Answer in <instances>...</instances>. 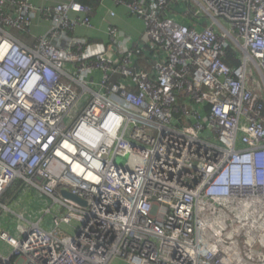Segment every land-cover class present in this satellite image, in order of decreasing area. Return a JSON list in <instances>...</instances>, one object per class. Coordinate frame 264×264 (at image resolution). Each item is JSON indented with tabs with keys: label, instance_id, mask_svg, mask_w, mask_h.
<instances>
[{
	"label": "built area",
	"instance_id": "obj_1",
	"mask_svg": "<svg viewBox=\"0 0 264 264\" xmlns=\"http://www.w3.org/2000/svg\"><path fill=\"white\" fill-rule=\"evenodd\" d=\"M114 1L0 0V264H264V0Z\"/></svg>",
	"mask_w": 264,
	"mask_h": 264
},
{
	"label": "crops",
	"instance_id": "obj_2",
	"mask_svg": "<svg viewBox=\"0 0 264 264\" xmlns=\"http://www.w3.org/2000/svg\"><path fill=\"white\" fill-rule=\"evenodd\" d=\"M33 1L36 5L41 6L42 4L55 5L62 2H69L70 0ZM110 10L115 11L116 15L111 16L109 14ZM72 15L74 17L77 16L76 13H72ZM78 15L82 16L83 14ZM92 23L94 26L93 28L78 26L77 29L72 33V35L79 37H87L88 40L91 42H98L108 45V28L110 24H114L131 38V43H134L141 38L146 29L145 21L142 18L133 15L126 6L116 3L114 0H101L100 4L97 6V8L92 14ZM49 27V23L42 21L41 16L39 14L34 13V27L32 31L36 37L45 34L48 31ZM23 38L27 42H31V35H25L23 36ZM129 45L131 44L129 43ZM227 62L230 65L236 64L234 60H232V63H230L228 59ZM36 205H38V203Z\"/></svg>",
	"mask_w": 264,
	"mask_h": 264
},
{
	"label": "rangeland",
	"instance_id": "obj_3",
	"mask_svg": "<svg viewBox=\"0 0 264 264\" xmlns=\"http://www.w3.org/2000/svg\"><path fill=\"white\" fill-rule=\"evenodd\" d=\"M252 71V69H251ZM257 78L260 80V76H257ZM30 193L27 192L25 189H21L19 191V193L17 194V197L16 199H14V202H13V206L16 208L18 206V209L23 211L25 210L26 208H30V205L34 202L37 204V201L35 200V197H33L32 195H29ZM29 195V197H28ZM11 200V199H9ZM13 200V199H12ZM26 207V208H25ZM37 209L35 210L36 212L39 211L40 207L39 205H37ZM6 218V216H4ZM63 230H65L66 228L65 227H62ZM70 232H73L74 230L72 228L69 229ZM11 234L13 236H17V232L15 229H11ZM118 264V263H116Z\"/></svg>",
	"mask_w": 264,
	"mask_h": 264
},
{
	"label": "trees",
	"instance_id": "obj_4",
	"mask_svg": "<svg viewBox=\"0 0 264 264\" xmlns=\"http://www.w3.org/2000/svg\"><path fill=\"white\" fill-rule=\"evenodd\" d=\"M80 2H82L83 4L89 5L91 7L94 8V10L97 8V6L100 4L101 0H78ZM229 62L232 63V60L229 59ZM235 63V62H234ZM23 183L21 181H17L14 185L11 186V188L8 190V192L6 193L5 196V200H9V199H13L12 201H14V199H16L17 194L19 193V191L23 188ZM29 195H32L33 197H35V200L37 201V198L35 196L34 192H30ZM28 195V197H29ZM32 206L35 208L36 207V203H32Z\"/></svg>",
	"mask_w": 264,
	"mask_h": 264
},
{
	"label": "water",
	"instance_id": "obj_5",
	"mask_svg": "<svg viewBox=\"0 0 264 264\" xmlns=\"http://www.w3.org/2000/svg\"><path fill=\"white\" fill-rule=\"evenodd\" d=\"M62 195H63V197L71 199V200H73V201H75L81 205H84V206L87 205V202L84 199L80 198L78 195L72 194L71 192L63 190Z\"/></svg>",
	"mask_w": 264,
	"mask_h": 264
},
{
	"label": "bare ground",
	"instance_id": "obj_6",
	"mask_svg": "<svg viewBox=\"0 0 264 264\" xmlns=\"http://www.w3.org/2000/svg\"><path fill=\"white\" fill-rule=\"evenodd\" d=\"M262 165H264V161H263Z\"/></svg>",
	"mask_w": 264,
	"mask_h": 264
}]
</instances>
